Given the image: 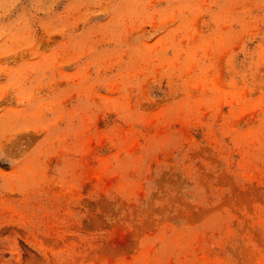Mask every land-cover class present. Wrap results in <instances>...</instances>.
Wrapping results in <instances>:
<instances>
[{"label": "rangeland", "instance_id": "1", "mask_svg": "<svg viewBox=\"0 0 264 264\" xmlns=\"http://www.w3.org/2000/svg\"><path fill=\"white\" fill-rule=\"evenodd\" d=\"M0 264H264V0H0Z\"/></svg>", "mask_w": 264, "mask_h": 264}]
</instances>
